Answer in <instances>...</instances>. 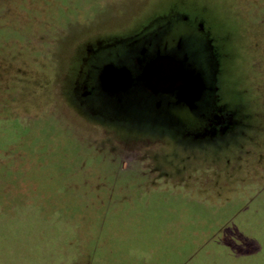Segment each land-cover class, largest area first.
Here are the masks:
<instances>
[{
  "label": "rangeland",
  "instance_id": "rangeland-1",
  "mask_svg": "<svg viewBox=\"0 0 264 264\" xmlns=\"http://www.w3.org/2000/svg\"><path fill=\"white\" fill-rule=\"evenodd\" d=\"M180 13L219 60L215 128L79 106L88 45ZM4 27L0 264H264V0H0Z\"/></svg>",
  "mask_w": 264,
  "mask_h": 264
},
{
  "label": "flooded vegetation",
  "instance_id": "flooded-vegetation-1",
  "mask_svg": "<svg viewBox=\"0 0 264 264\" xmlns=\"http://www.w3.org/2000/svg\"><path fill=\"white\" fill-rule=\"evenodd\" d=\"M209 35L203 19L192 21L187 14L180 13L175 17L161 15L153 23L123 37L110 38L104 43L98 39L95 45L87 46L82 57L79 73L74 79L75 99L85 112L94 116L102 114L103 110L107 113L118 111L121 114H135L141 111L158 117L162 124L166 123L167 126L180 120L184 129L196 120L197 128L187 131L192 135H195L196 131L204 133L202 129L215 128L212 125L220 116L224 103L221 100L217 78L219 60L215 62V58L213 59ZM99 52H105L106 56L100 62L93 61ZM199 54L203 55L205 66L200 64ZM160 56L181 60L185 68L189 65L192 68L203 67L208 73L206 94L196 103V108L184 107L186 116L175 117L168 103L169 99L166 98L165 102L161 103V98L135 87L143 69ZM108 65L128 69L132 73L133 86L121 89L118 93L105 89L101 85L100 75Z\"/></svg>",
  "mask_w": 264,
  "mask_h": 264
},
{
  "label": "water",
  "instance_id": "water-1",
  "mask_svg": "<svg viewBox=\"0 0 264 264\" xmlns=\"http://www.w3.org/2000/svg\"><path fill=\"white\" fill-rule=\"evenodd\" d=\"M208 73L203 67H184L181 60L168 57H159L146 68L138 77L135 87L147 90L161 98V103L169 99L175 117L186 116L185 106L196 108L207 91ZM101 85L105 89L119 92L133 86L132 73L126 69H118L108 65L100 75ZM160 102L158 107L160 108ZM148 110V107L147 109Z\"/></svg>",
  "mask_w": 264,
  "mask_h": 264
},
{
  "label": "trees",
  "instance_id": "trees-1",
  "mask_svg": "<svg viewBox=\"0 0 264 264\" xmlns=\"http://www.w3.org/2000/svg\"><path fill=\"white\" fill-rule=\"evenodd\" d=\"M0 38L2 39V41H0V47H1L4 45V42H7L8 38H10L9 28L4 27L3 29H0ZM2 138L4 139L5 137H2ZM0 146H3V145L0 144Z\"/></svg>",
  "mask_w": 264,
  "mask_h": 264
}]
</instances>
